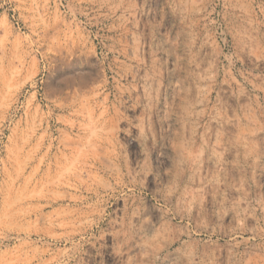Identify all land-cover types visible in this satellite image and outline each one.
I'll return each instance as SVG.
<instances>
[{"label":"rangeland","instance_id":"rangeland-1","mask_svg":"<svg viewBox=\"0 0 264 264\" xmlns=\"http://www.w3.org/2000/svg\"><path fill=\"white\" fill-rule=\"evenodd\" d=\"M0 264H264V0H0Z\"/></svg>","mask_w":264,"mask_h":264},{"label":"bare ground","instance_id":"bare-ground-1","mask_svg":"<svg viewBox=\"0 0 264 264\" xmlns=\"http://www.w3.org/2000/svg\"><path fill=\"white\" fill-rule=\"evenodd\" d=\"M191 227V226H190ZM193 233V232H192ZM194 235V234H193ZM197 237V236H196Z\"/></svg>","mask_w":264,"mask_h":264}]
</instances>
